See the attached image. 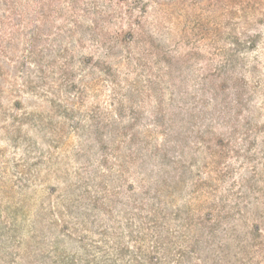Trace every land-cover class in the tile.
Wrapping results in <instances>:
<instances>
[{
	"label": "trees",
	"instance_id": "trees-1",
	"mask_svg": "<svg viewBox=\"0 0 264 264\" xmlns=\"http://www.w3.org/2000/svg\"><path fill=\"white\" fill-rule=\"evenodd\" d=\"M187 1L174 81L154 0H0L2 131L51 158L68 125L92 153L39 205L41 170L15 163L0 264H264V0ZM20 93L49 115H13Z\"/></svg>",
	"mask_w": 264,
	"mask_h": 264
},
{
	"label": "rangeland",
	"instance_id": "rangeland-1",
	"mask_svg": "<svg viewBox=\"0 0 264 264\" xmlns=\"http://www.w3.org/2000/svg\"><path fill=\"white\" fill-rule=\"evenodd\" d=\"M154 1L158 2L159 5L156 6L152 2L149 3L147 7L150 12L148 19L154 23L156 19H160L159 22L156 21V24L160 29L161 35H159V33L156 37L159 40L161 49L170 54L168 58L162 59L159 64H161V66H168L172 63L173 79L174 81L180 80L179 77H183V29L189 26L188 21L191 20V18L186 20L183 24V0ZM186 3L191 4L189 0ZM193 16V20L202 19L205 16V12L198 9L195 10V15ZM258 28L260 29V26ZM262 62L264 61L262 60ZM219 84L220 87L225 90H229L228 87L231 86L230 82L222 83L218 81L216 85L218 86ZM104 93L106 94V91H104ZM24 95L20 93L21 97L10 98V102L7 106L4 105V107L18 117L22 116V114L32 115L43 113L44 116L49 115L48 108L45 104L39 102L37 99L26 97L25 93ZM19 98L22 99V104L16 109L14 105L17 106V100H19ZM103 99L106 98L103 97ZM42 107L45 109L37 113V108L41 109ZM86 109L87 108L83 110V113H88L85 111ZM53 117L55 124L63 123L64 119H60L62 115H53ZM79 118L80 117H76L75 121L85 126L88 124L86 120L80 121ZM65 121L67 122L66 124L70 123L67 120ZM4 126L5 125L0 120V180H2L4 184L0 186H17L21 188L24 184L23 181L21 182L22 177L19 175V170L15 168L16 162L23 164L29 162L26 164L27 166L33 164V170H37V168L41 170L42 175L40 176V183L36 186L39 193L38 196L40 197L37 196L38 198H35L37 199L38 205L42 201V197L45 203L48 202L47 199L49 197L52 199V194H54L53 190L59 191L65 186H81L76 178V174L81 173L85 168H89L87 165V156L88 154H92L90 148H88L89 145L91 147V141L86 138L87 136L78 135V133L71 130L68 128V125H66V134L63 136L64 139H62V143L58 145L62 148L60 149L62 151L51 150L55 155L50 158L47 154L50 148H48L47 144L43 145V141L41 140L42 150L44 151L43 154H45L46 157L32 153L26 155V140H19L18 143L15 144V142L2 131ZM31 128L32 124L29 121H25L23 127H21V134L26 136V139L30 137L35 138V135L30 131ZM35 140L38 139L35 138ZM65 143L67 144L64 146ZM16 190L19 191L18 188H16Z\"/></svg>",
	"mask_w": 264,
	"mask_h": 264
}]
</instances>
